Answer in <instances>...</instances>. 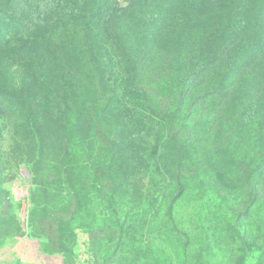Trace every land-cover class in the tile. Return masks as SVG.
<instances>
[{"label": "rangeland", "instance_id": "rangeland-1", "mask_svg": "<svg viewBox=\"0 0 264 264\" xmlns=\"http://www.w3.org/2000/svg\"><path fill=\"white\" fill-rule=\"evenodd\" d=\"M127 1L0 0V254L14 264H264V104L223 123L210 109L186 128L150 117L113 30ZM48 40L83 48L80 60L104 50L94 93L57 80Z\"/></svg>", "mask_w": 264, "mask_h": 264}, {"label": "trees", "instance_id": "trees-1", "mask_svg": "<svg viewBox=\"0 0 264 264\" xmlns=\"http://www.w3.org/2000/svg\"><path fill=\"white\" fill-rule=\"evenodd\" d=\"M118 10L113 30L129 90L150 117L180 120L186 128L210 109L223 115L212 122L223 123L227 111L236 113L229 121H238L244 110L264 104V0H128ZM126 13L123 32L119 22ZM76 50L87 54L48 40L44 52L52 54L55 69L62 62L57 80H66L73 95L85 96L94 93L92 79L103 73L104 50L91 60L78 59ZM63 54L75 59L62 60ZM161 104L165 112L159 111ZM177 133L171 138L185 150L184 136Z\"/></svg>", "mask_w": 264, "mask_h": 264}, {"label": "crops", "instance_id": "crops-1", "mask_svg": "<svg viewBox=\"0 0 264 264\" xmlns=\"http://www.w3.org/2000/svg\"><path fill=\"white\" fill-rule=\"evenodd\" d=\"M0 264H14L11 255L0 254Z\"/></svg>", "mask_w": 264, "mask_h": 264}]
</instances>
